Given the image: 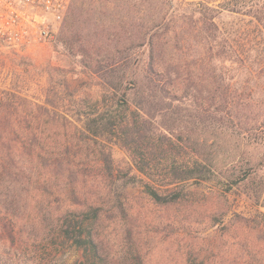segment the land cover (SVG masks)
<instances>
[{"label": "rangeland", "instance_id": "374dc122", "mask_svg": "<svg viewBox=\"0 0 264 264\" xmlns=\"http://www.w3.org/2000/svg\"><path fill=\"white\" fill-rule=\"evenodd\" d=\"M221 4L241 13L216 14L221 35L213 43L196 10ZM151 44L162 66L181 69L178 95L195 85L188 101L169 106L156 93L161 85L150 80ZM89 50L106 61L83 65ZM110 75L125 80L131 109L150 130L143 145L157 147L145 151L156 166L149 172L154 182L166 180L169 163L192 167L197 159L209 166L211 172L181 184L182 202L167 208L150 201V180L136 170L119 127L98 137L87 131L89 111L118 114L104 95ZM81 98L92 100V108L81 107ZM0 100L12 107L24 136L37 134L36 145L82 167L90 184H105L110 168L115 176L137 175L123 190L129 218L106 217L104 238L113 255L127 241L147 264H264V0H75L52 42L23 54L0 48ZM114 209L111 203L104 215ZM6 236L0 230V264H12ZM81 256L65 246L58 259L75 264Z\"/></svg>", "mask_w": 264, "mask_h": 264}, {"label": "trees", "instance_id": "16d2710c", "mask_svg": "<svg viewBox=\"0 0 264 264\" xmlns=\"http://www.w3.org/2000/svg\"><path fill=\"white\" fill-rule=\"evenodd\" d=\"M221 11L241 13V10L228 4L215 8L202 6L196 10L202 30L213 43H217L216 37L221 35V28L214 21ZM155 52L156 46L151 44L150 80L161 85L156 93L168 101L169 106L173 102L188 101L196 90L195 85L189 83L183 94L178 95L176 86L183 80L181 69L175 64L162 66ZM88 55L81 57L83 65H101L106 61L98 60L91 51ZM100 69H105V66H100ZM109 77V86L104 95L114 100L118 114L110 110L89 111L88 115L92 118L87 121V131L98 137L119 127V139L122 146L133 154L136 170L150 180L145 183V193L150 201L167 208L182 202L186 192L181 184L196 178V172L199 175L207 170L211 172L209 166L197 159L192 167H178L174 162L169 163L166 180L161 184L154 182L149 172L154 171L156 166L147 161L145 151L155 153L157 147L143 145L146 132L150 130L147 125L139 123L141 114L132 111L125 80L112 75ZM91 101L81 98L80 106L92 108ZM11 109L0 100V230L10 241L6 245L7 254L13 251L9 261L12 264H62L58 259L59 254L63 247L68 246L82 252L75 264H147L138 246L126 241L121 250L113 255L104 238L106 217L121 222L129 218L126 205L130 198L123 190L138 182L137 175L131 170L115 176V171L109 166L107 172L110 179L106 178L105 184H90L84 179L86 175L82 167L65 159H54L51 155L55 153L45 152L43 147L36 145L37 134L24 136L20 121L10 114ZM2 113L9 115L2 117ZM173 145L170 144V149ZM162 150L166 153L165 149ZM199 177L203 181L208 179ZM119 190L123 192L119 193ZM111 203L115 209L105 216V208ZM186 264L208 263L189 259Z\"/></svg>", "mask_w": 264, "mask_h": 264}, {"label": "built area", "instance_id": "2783aa9c", "mask_svg": "<svg viewBox=\"0 0 264 264\" xmlns=\"http://www.w3.org/2000/svg\"><path fill=\"white\" fill-rule=\"evenodd\" d=\"M75 0H0V48L23 54L58 35Z\"/></svg>", "mask_w": 264, "mask_h": 264}]
</instances>
